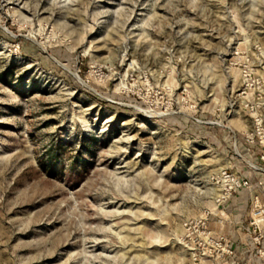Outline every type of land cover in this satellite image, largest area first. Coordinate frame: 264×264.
Returning a JSON list of instances; mask_svg holds the SVG:
<instances>
[{
	"label": "rangeland",
	"instance_id": "374dc122",
	"mask_svg": "<svg viewBox=\"0 0 264 264\" xmlns=\"http://www.w3.org/2000/svg\"><path fill=\"white\" fill-rule=\"evenodd\" d=\"M224 171L264 177V0H0V264H228L186 236Z\"/></svg>",
	"mask_w": 264,
	"mask_h": 264
},
{
	"label": "crops",
	"instance_id": "0c3cea01",
	"mask_svg": "<svg viewBox=\"0 0 264 264\" xmlns=\"http://www.w3.org/2000/svg\"><path fill=\"white\" fill-rule=\"evenodd\" d=\"M242 178L249 181V186L240 187L219 204L208 216L206 225L215 236H224L226 246L232 250L228 264H263L253 249L248 212L254 198L264 199V177L259 173L245 172Z\"/></svg>",
	"mask_w": 264,
	"mask_h": 264
},
{
	"label": "built area",
	"instance_id": "2783aa9c",
	"mask_svg": "<svg viewBox=\"0 0 264 264\" xmlns=\"http://www.w3.org/2000/svg\"><path fill=\"white\" fill-rule=\"evenodd\" d=\"M222 177L225 179L222 184V196L217 200L216 206L223 203L232 192L236 191L237 188L247 187L248 181L240 179L232 173L222 172ZM251 212H249L248 224L250 226L251 239L254 248L264 255V203L259 202L258 199H254L252 203ZM210 213V212H209ZM208 214L198 223L188 225L186 236L195 239L194 245L198 248L210 247L216 250L232 253V250L226 246L224 236H215L210 229L207 228L206 221ZM211 214V213H210ZM194 258H200L204 254V251H196Z\"/></svg>",
	"mask_w": 264,
	"mask_h": 264
},
{
	"label": "bare ground",
	"instance_id": "6f19581e",
	"mask_svg": "<svg viewBox=\"0 0 264 264\" xmlns=\"http://www.w3.org/2000/svg\"><path fill=\"white\" fill-rule=\"evenodd\" d=\"M129 54L133 56V55H134V50H132L131 53H129ZM132 66H133V65H132ZM148 113H149V112H148ZM258 120H259V119H257V121H258ZM258 131H263V129H262L261 127H259V128H258ZM251 133H252V132H251ZM217 195H218V193H217Z\"/></svg>",
	"mask_w": 264,
	"mask_h": 264
}]
</instances>
